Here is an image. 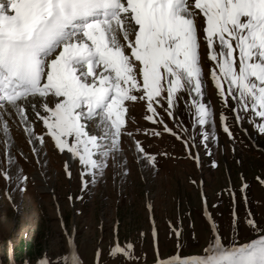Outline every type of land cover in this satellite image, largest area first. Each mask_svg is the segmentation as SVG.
I'll return each mask as SVG.
<instances>
[{"label": "snow or ice", "instance_id": "snow-or-ice-1", "mask_svg": "<svg viewBox=\"0 0 264 264\" xmlns=\"http://www.w3.org/2000/svg\"><path fill=\"white\" fill-rule=\"evenodd\" d=\"M201 31L215 65L211 79L218 94L226 105L229 97L237 102L233 111L250 113L254 119L249 123L264 134V0H0V109L11 108L24 122L30 109L56 149L79 161L82 181L86 175H102L109 156L120 151L126 102L144 100L150 113L145 119L163 123L156 119L154 105L166 99L173 109L179 94L186 92L194 126L211 122L212 110L202 102ZM49 97L56 98L54 106H49ZM225 119L221 114L223 130L232 138ZM93 122L96 132L90 131ZM3 131L8 133L7 123ZM25 131L32 134L31 127ZM164 131L174 134L166 125ZM201 136L203 141L209 138L206 132ZM35 139L44 143L43 136ZM136 150L155 167L156 157L145 154L139 142ZM194 159L199 166V156ZM65 171L70 178L67 164ZM3 175L11 179L7 172ZM247 187L243 184L241 192ZM205 216L211 221L207 211ZM236 219L234 208V228ZM246 223L256 238L225 245L213 222L214 238L202 255L181 257L178 251L161 258L157 250L156 264H264V227L251 218ZM133 249L117 240L109 255L138 259ZM96 256L99 264V250ZM38 264L49 260L45 256ZM58 264H82L71 240Z\"/></svg>", "mask_w": 264, "mask_h": 264}, {"label": "rangeland", "instance_id": "rangeland-1", "mask_svg": "<svg viewBox=\"0 0 264 264\" xmlns=\"http://www.w3.org/2000/svg\"><path fill=\"white\" fill-rule=\"evenodd\" d=\"M201 20L199 16V25ZM199 35L202 102L212 110L211 122L204 128L194 126V109L186 92L179 94L173 109H168L166 99L154 105L156 119L163 123L145 119L150 113L144 100L129 101L120 151L109 156L102 175H86L82 181L84 169L79 161L56 149L34 112L26 113L28 122L12 113L8 120L18 132L10 128L7 134L3 131L6 116L0 113V264H38L45 256L49 264H58L68 252L69 240L82 264H97V250L99 264H156L157 250L161 258L178 251L181 257L202 255L214 238L213 222L225 245L256 238L246 220L251 218L264 227V134L249 123L254 119L250 113L233 111L239 108L237 102L229 97L226 105L218 94L211 79L215 65L208 59L203 32ZM134 63L138 73V62ZM221 114L232 138L223 130ZM38 124L41 129L37 132ZM165 125L174 134L165 132ZM30 126L48 141L41 144L24 132ZM90 131L96 132L94 124ZM202 132L209 134L207 141H203ZM137 142L145 154L156 157L155 167L137 152ZM9 158L14 163L9 164ZM5 172L10 180L4 178ZM245 183L248 187L241 192ZM117 240L122 247L132 244L133 256L138 259L112 258L109 249ZM21 242H31L38 249L35 257L15 260L14 249Z\"/></svg>", "mask_w": 264, "mask_h": 264}, {"label": "trees", "instance_id": "trees-1", "mask_svg": "<svg viewBox=\"0 0 264 264\" xmlns=\"http://www.w3.org/2000/svg\"><path fill=\"white\" fill-rule=\"evenodd\" d=\"M38 249L33 246L31 242H21L19 247L14 249L15 260L20 261L23 257L33 258L36 255Z\"/></svg>", "mask_w": 264, "mask_h": 264}, {"label": "bare ground", "instance_id": "bare-ground-1", "mask_svg": "<svg viewBox=\"0 0 264 264\" xmlns=\"http://www.w3.org/2000/svg\"><path fill=\"white\" fill-rule=\"evenodd\" d=\"M201 17H202V16H201ZM199 23H200L201 28H202V27L204 26V25H203V17H202L201 22H199ZM36 102L39 103V101H37V100H36ZM53 102H54V101H53ZM48 103H49L50 106H52V102H51V101L48 100ZM1 110H2V109H1ZM30 111H31V110L29 109V111H28L27 113H30ZM1 112H3V111H1ZM41 112H42V110H41ZM3 113H5V114H3L4 116H6L5 119H8L9 117L12 116L11 114H12L13 112H12V111H7V112H3ZM6 113L9 114V115H7ZM42 114H43V113H42ZM9 119H10V118H9ZM10 120H11V119H10ZM7 122L12 126V123H10L9 120H7ZM93 124H94V126H95V123H94V122H93ZM10 125H9V126H10ZM13 126H15V125H13ZM39 126H40L39 124H38V126H36V127H37V130H36L37 132H38V130L41 129V127H39ZM14 130H16L15 127H14ZM16 131L18 132V130H16ZM13 137H14V136H13ZM46 137L48 138L47 135H46ZM47 138H44V140H45V141H48ZM44 144H45V142H44ZM46 146H47V149H50V148H48V145H46ZM44 148L46 149L45 146H44Z\"/></svg>", "mask_w": 264, "mask_h": 264}, {"label": "water", "instance_id": "water-1", "mask_svg": "<svg viewBox=\"0 0 264 264\" xmlns=\"http://www.w3.org/2000/svg\"><path fill=\"white\" fill-rule=\"evenodd\" d=\"M252 143H253V141H252ZM262 149V148H261Z\"/></svg>", "mask_w": 264, "mask_h": 264}]
</instances>
